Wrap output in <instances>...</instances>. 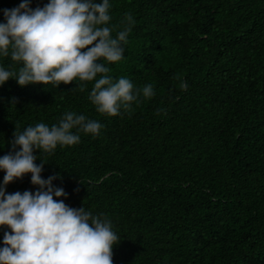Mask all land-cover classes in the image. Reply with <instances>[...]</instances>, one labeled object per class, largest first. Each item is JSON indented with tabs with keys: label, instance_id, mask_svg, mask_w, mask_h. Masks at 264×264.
I'll return each mask as SVG.
<instances>
[{
	"label": "trees",
	"instance_id": "obj_1",
	"mask_svg": "<svg viewBox=\"0 0 264 264\" xmlns=\"http://www.w3.org/2000/svg\"><path fill=\"white\" fill-rule=\"evenodd\" d=\"M21 2L0 0V22ZM126 13L135 25L110 75L156 95L108 116L88 99L94 82L81 92L79 81L9 79L0 157L16 125L51 126L68 111L99 120V136L42 153V177L59 173L53 183L68 194L59 199L112 219L121 238L113 264H264V0H113L112 24ZM26 190H37L30 173L7 186Z\"/></svg>",
	"mask_w": 264,
	"mask_h": 264
},
{
	"label": "clouds",
	"instance_id": "obj_2",
	"mask_svg": "<svg viewBox=\"0 0 264 264\" xmlns=\"http://www.w3.org/2000/svg\"><path fill=\"white\" fill-rule=\"evenodd\" d=\"M31 4L32 0H22L17 7L3 9L0 87L9 79L22 87L45 88L79 81L73 88L83 92L87 82H94L88 99L98 113L108 116L131 112L134 104L156 95L152 84L137 88L127 77L110 75L108 65L125 58L135 25L131 13L114 25L113 0H48L34 9ZM5 58L12 65L6 66ZM181 88L186 91L187 82ZM103 128L99 120L73 111L51 126L40 122L21 131L16 125L12 151L0 157V171L5 173L0 184V227L9 229L3 235L0 264H113V249L121 238L112 219L94 215L84 206L67 205L68 194L53 183L59 173L42 177L47 163L42 153L52 155L58 146L77 145L81 134L99 136ZM37 159L42 161L39 165ZM29 173L35 192H7L10 183Z\"/></svg>",
	"mask_w": 264,
	"mask_h": 264
}]
</instances>
